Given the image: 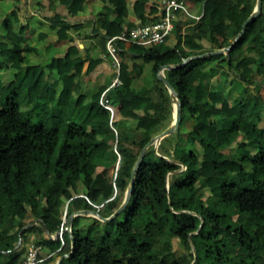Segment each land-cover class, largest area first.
<instances>
[{"label": "trees", "instance_id": "16d2710c", "mask_svg": "<svg viewBox=\"0 0 264 264\" xmlns=\"http://www.w3.org/2000/svg\"><path fill=\"white\" fill-rule=\"evenodd\" d=\"M47 1L75 16L86 0ZM148 1L99 0L90 35H99L104 53L108 37L135 25L129 15L149 21ZM182 1L200 5L199 17L176 11L162 43L124 49L116 42L114 87L81 85L86 57L76 44L29 64L24 26L13 29L18 16L3 21L0 68L13 74L0 84V264H11L30 234L58 247L43 234L78 210L98 217L72 218L62 236L73 244L60 248L67 256L59 264H264V0L233 45L210 54L231 44L255 0ZM151 3L160 17V0ZM55 18L58 39L82 27ZM124 58L149 68L127 69ZM99 61L89 58L82 74ZM27 64L39 89L22 95ZM162 65L172 66L162 71L180 103L176 129L156 150L145 149L128 202L103 221L123 201L141 148L171 116L173 100L157 78ZM105 89L112 115L99 103ZM232 135L235 144L227 143ZM204 195L207 201H190Z\"/></svg>", "mask_w": 264, "mask_h": 264}, {"label": "crops", "instance_id": "0c3cea01", "mask_svg": "<svg viewBox=\"0 0 264 264\" xmlns=\"http://www.w3.org/2000/svg\"><path fill=\"white\" fill-rule=\"evenodd\" d=\"M184 2L189 3L190 10L187 6L186 8L191 15L198 16L200 14V5L193 4L189 1ZM100 8L101 4L99 0H86L82 11L75 16H69L64 6L58 4L51 5L47 0H39L37 3L35 0H10L6 6H0V29L4 20L8 23H12L14 22V16H18V22L13 24V29L18 31L21 26H24L22 38L24 40L23 42L30 50L26 53L27 59L30 62L29 64L48 61L51 58V55H62L69 45L76 44L79 52L86 57L81 69V85H87L88 83L94 85L109 84L114 78V71L110 58L108 56L103 57L104 50L101 49L102 46L99 43V35H90V31ZM144 10L149 18V21L147 22L154 21L159 17L160 9L157 5H153L151 0L146 3ZM56 15H58L61 20L82 24L81 29L78 31L67 30V38L58 39L55 30L53 29L54 27L57 28L55 23ZM129 18L134 24L139 23L133 16L129 15ZM7 45L11 47L12 44L11 42H8ZM91 57H98L100 58V61L90 72L82 74L87 66L88 59ZM122 62L127 69L139 68L143 73H146L149 68L147 65L140 66L138 59L130 60L124 58L122 59ZM161 73L163 74V71H161ZM21 74L22 81L20 87L22 95L27 90L39 89V83L34 79V73L31 66H28L27 64L21 70ZM28 222L27 225L36 230L37 225L33 224V222L37 223V219L32 220L31 217H29ZM43 235L45 236V239L49 238L52 241L58 239L55 236H48V233ZM33 238L34 235L30 234L29 240L25 243H21L19 247L21 252L12 259L11 264H21L26 246L33 240ZM61 239L62 240L58 239L59 245H57L58 247L55 249H51L52 245L50 243L43 244L38 252V262L36 264H59V262L67 256L66 253L59 251L60 248L62 246H70L69 236L66 238L61 235Z\"/></svg>", "mask_w": 264, "mask_h": 264}, {"label": "built area", "instance_id": "2783aa9c", "mask_svg": "<svg viewBox=\"0 0 264 264\" xmlns=\"http://www.w3.org/2000/svg\"><path fill=\"white\" fill-rule=\"evenodd\" d=\"M160 8L162 10V15L159 17V19L146 23H136L134 26L129 28L127 32H121L106 39L105 53L103 54V57L108 56L110 58L111 65L115 73V76L110 82L109 87H114L120 84V80L118 78V51L120 49L118 48L116 42H119L124 49H127L132 44L140 46L159 44L162 43L164 39L170 34L173 28V21L175 20L176 11H182L187 16L193 17L195 19L199 17V15H191L187 10L184 1L182 0H160ZM106 89L101 93L99 103L112 115V108L108 105V100L103 97ZM33 224L37 223L33 222ZM69 230L70 229H67L66 227L65 218H62L58 229L53 234H48V236H55L59 240H62V233L69 232ZM40 248L41 245L30 241L26 246L21 264H36L38 262V252Z\"/></svg>", "mask_w": 264, "mask_h": 264}, {"label": "water", "instance_id": "95a60500", "mask_svg": "<svg viewBox=\"0 0 264 264\" xmlns=\"http://www.w3.org/2000/svg\"><path fill=\"white\" fill-rule=\"evenodd\" d=\"M260 1L261 0H255V4H254V7H253V10H252L251 14L244 20V22L242 23V26H241V29H240L239 33L236 35V37L234 38V40L231 42V44L229 46L221 48V49L216 50V51H212V52L206 53V54L222 53V52H225L226 50H228L233 45V43L235 42L236 38L242 33L244 25L249 20H251L254 17V15L258 12ZM169 68H172V66H170V65H162V66H160L158 71H157V78L162 81V83L164 84V86L166 87V89L168 90V92L170 94L171 100H173L172 101L173 102V104H172V120H171L170 124L164 130H162L160 133H158L157 135H155L152 138H150L148 140V142L141 148V150H140V152L138 154V157H137V159L135 161V164H134V166L132 168L129 185H128L126 191H125V195H124L123 201L118 206V208L112 214H110L108 217H105V218L100 217V219L103 220V221L112 218L116 213H118L120 210H122L123 207L128 202V199H129V196H130V190H131V186H132V182H133V178H134L137 166L140 163V160L142 158V155H143L145 149L148 146L152 145L153 149L156 150V147L159 144L160 139H162L163 137L171 134L176 129L177 123L179 121L180 103H179L177 94L174 92V90L172 89V87L169 84V82L165 79L164 75L161 73V71L163 69H169ZM183 168H184V166H183ZM81 214H88V215H92V216L98 217V214H97L96 211H91V210H78V211H75V212L70 214V216L68 217V219L66 221L67 229H70L72 218L75 215H81ZM68 233L70 234V230H69ZM70 243H71V245L73 244V240H72L71 236H70Z\"/></svg>", "mask_w": 264, "mask_h": 264}, {"label": "rangeland", "instance_id": "374dc122", "mask_svg": "<svg viewBox=\"0 0 264 264\" xmlns=\"http://www.w3.org/2000/svg\"><path fill=\"white\" fill-rule=\"evenodd\" d=\"M8 3L7 2H0V6L4 5L6 6ZM187 8L189 9V3L186 2ZM190 10V9H189ZM13 71L7 70L6 68H0V84L4 82L5 79H7L8 76L12 75ZM114 76V75H113ZM259 80V77H256ZM259 93L261 94V96L264 97V84H261L260 88H259ZM173 104V102L171 103ZM172 120V111H171V116L168 117L165 121L162 122V125L160 126L158 132L155 135H157L158 133L161 132V129L163 127H165L166 125L168 126L170 124ZM166 126V127H167ZM164 130V129H163ZM240 140V138L237 135H232L228 140L227 143H231V144H235L236 142H238ZM163 144L167 147H170V145L165 141L163 142ZM224 152L227 151V149L223 150ZM182 168V167H181ZM99 169V168H98ZM190 201H197V202H202V201H207L205 195L204 196H197V197H191Z\"/></svg>", "mask_w": 264, "mask_h": 264}]
</instances>
